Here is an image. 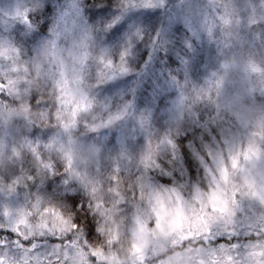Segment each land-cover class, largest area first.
I'll use <instances>...</instances> for the list:
<instances>
[{
	"label": "rangeland",
	"instance_id": "374dc122",
	"mask_svg": "<svg viewBox=\"0 0 264 264\" xmlns=\"http://www.w3.org/2000/svg\"><path fill=\"white\" fill-rule=\"evenodd\" d=\"M220 1L221 8L229 13L225 48L208 52L200 61L198 71L180 67L174 75L157 79L156 94L151 98L152 104L147 105L148 115L143 118L137 117L140 112L130 113L129 106L135 87L134 75L140 73L151 52L149 48H155L159 41L156 43L163 16L159 10H153L154 4L142 1L134 9L127 8L124 16L116 10L110 13L99 26L106 22H118L119 26L106 41H100L82 19L78 8L82 0H5L2 3L3 10L11 17L24 5H31L43 17L45 13L44 18L41 15L33 18V22H41L38 25L24 19L17 23L11 20L17 26L14 33L10 26H3L13 34L5 40L13 41L33 63V68L55 79V85L47 82L49 88L40 90V99L45 98L49 103L36 107L47 112L54 124V129L46 134L30 128L26 133L22 128L23 119L14 110L0 105V226L12 228L19 218L27 219L22 212L28 208L26 196H22L25 201L22 203L13 195L16 186L13 171L16 161L24 153L32 152L45 168L41 170L50 181V190L44 193L54 205L63 201L70 208L68 198L72 194L90 202L89 190L96 189L95 199L102 200L116 214L111 201L117 190L119 199L142 206H147L149 193L154 190L156 226L146 228L137 241L129 236L126 226L121 241L109 245L108 237L99 231L101 220L94 212L92 217H87L94 225L91 236L85 219V224L77 223L84 240L103 254L102 260L107 264H122L127 260L130 261L127 264H139L141 260L148 264L150 258L164 251L165 243L179 242L177 234L172 232L186 215V209L180 191L173 185L153 182L143 166L153 167L156 150L174 148L197 131L202 116L212 115L221 118L229 115L234 119L233 131L240 141L232 134L225 143L215 145L213 159L206 169L209 186L203 189L192 179V195L197 200H206L216 211L229 197L223 180L227 186V180L235 177L242 185L241 196L250 199L255 213L264 214V27L261 24L264 8L259 9L262 14L253 5L245 8L250 19L240 21L237 19L239 8L243 9L240 1ZM48 6L56 10L49 12ZM186 7L183 18L195 23L198 39L205 38L206 23L200 5L189 3ZM28 26L33 30H28ZM52 30L53 37H49ZM46 38H49L47 42ZM254 68L261 73L260 77L250 74ZM112 77L118 78L101 87V80ZM86 85L92 87L91 93ZM166 99L169 102L163 101ZM223 152L227 162L221 157ZM55 155L66 160L64 169L58 166ZM63 189L72 194L59 198ZM30 203L34 204L35 200ZM122 207L125 215L134 211L130 204ZM134 242L140 246L138 253H133Z\"/></svg>",
	"mask_w": 264,
	"mask_h": 264
},
{
	"label": "trees",
	"instance_id": "16d2710c",
	"mask_svg": "<svg viewBox=\"0 0 264 264\" xmlns=\"http://www.w3.org/2000/svg\"><path fill=\"white\" fill-rule=\"evenodd\" d=\"M142 1H145L146 4L147 2L154 4L153 10H159L163 19L158 29L156 43L157 40L159 41L157 46L149 48L151 52L146 57L140 73L134 75L135 87L129 108L130 113L140 112L138 118L148 115L149 107L147 105L148 103L152 104L151 98L156 94L154 90L157 79L174 75L180 67L185 70L191 67L194 72L198 71L197 67L200 61L208 55V52H220L225 48L227 42L224 39V35L226 37L225 26L228 21L227 17H229V13L221 8L220 0H82L78 8L89 30L100 41H106L110 33L118 28L119 23L106 22L102 24V27L99 26V22H104V19L108 18L110 13L115 10L120 11L124 16L127 8L134 9L141 5L140 2ZM231 1L229 0V3ZM239 1L243 7V9L239 8L237 19L240 21L249 18L245 10L252 5L259 12V9L264 8V0ZM259 1H261V6H258ZM3 2L5 0H0V92L5 93L6 98H0V105L14 110L15 114L23 119L24 127L22 128L26 133H28L27 129L30 128L35 132L41 131L42 134H46V131L54 129V124H52V119L47 112L36 107L49 103L43 95L44 99H40V90L46 91L47 87L49 88L47 82L49 85H55V79L45 77V73L41 70H35L33 63H30L23 50H20L17 45L16 47L13 41L5 40V38H11L13 34L5 30L3 26H10L14 33L17 26L11 20L16 23L20 22L21 19L33 22L35 16L41 15L44 18L45 13L43 17L42 12L39 13L31 5H24L11 17L3 10ZM189 3L198 4L203 10V18L206 23L205 38L202 36L198 39L195 23L183 18L186 17L184 10L188 8L186 6ZM54 8L47 7L49 12L56 10ZM32 24L38 25L41 22H33ZM261 24L264 27V18ZM54 26L55 24L51 25V28ZM222 29L224 31H221ZM28 30H33V27L28 26ZM35 31L37 32L38 29ZM53 34L54 31L52 30L49 37H53ZM21 38H25V36H21ZM48 39L46 38V42ZM47 47L49 49L48 45ZM256 69L254 68L252 72H249L253 77H260L258 74L261 73H257ZM55 70L53 68V72ZM261 70L263 69L261 68ZM117 78L112 77L108 81L101 80L100 85L101 87L108 86ZM85 82L87 83V80ZM185 84L182 86L185 87ZM86 88L90 92L92 87L86 85ZM33 97L36 100H33ZM155 99L157 100L156 97ZM163 101L169 102L167 99ZM233 120L229 115L223 118L213 115L202 116L201 121H198L199 126L197 125L196 132L187 136L185 141H181L174 148L163 151L156 150L153 154V167L143 166V169L147 170V174H150L149 178L153 182L173 185L176 190H179L184 209H186V215L182 216L180 223L176 225V230L172 232L173 235L177 234L179 242L175 243L177 241L172 240L165 243L164 251L159 253L157 257L150 258L148 264H264V214L255 213L250 199H244L241 196L242 185L236 178L228 179L227 186L223 180L222 184L229 197L223 206L216 208V211L211 209L206 200L205 202L202 199L197 200L192 195L190 188L192 179L197 180L203 189L209 186L206 181V169L211 164L213 149L218 142L225 143L232 134L235 140L240 141L238 134L233 131L236 129ZM139 125L142 128L144 126L141 123ZM139 125H137L138 129H140ZM35 157H37L35 153H24L22 158L16 161L13 171L16 183L13 195L22 203H25L22 196H26L28 208L25 207V212L24 210L22 212L31 225L33 227L39 226L37 214L45 209H55L57 213L61 211L70 215L74 223L85 224V220H83L85 216L92 217L93 215L91 209L87 207L90 202L79 195H73L65 188L61 190L59 198L63 197L64 194L69 195L71 193L72 195L69 197L77 198L76 208L73 209L70 201L71 207L68 209L63 201L59 202L60 205H54L49 196L44 193L45 190L48 192L50 190V181L46 179L45 172L41 170L45 168ZM54 157L58 166L64 169L67 164L66 160L61 155ZM221 157L225 158V162H227L224 152L221 153ZM63 176L64 174L60 178ZM31 200H35V203H30ZM19 204L23 209L22 204ZM4 229L8 228L0 226V257L6 259V264H21L25 256L33 264H36L37 259L47 264L49 254L56 248L57 244L62 243L50 235L29 236L21 239L14 234V230L10 234ZM79 237L84 240L80 230ZM97 253L102 260L103 254ZM85 258L86 253L81 250L77 256L73 257V260L75 264H80V261L85 260ZM126 262L129 263L130 261L127 260ZM127 263L122 261V264Z\"/></svg>",
	"mask_w": 264,
	"mask_h": 264
},
{
	"label": "snow or ice",
	"instance_id": "6c2138e0",
	"mask_svg": "<svg viewBox=\"0 0 264 264\" xmlns=\"http://www.w3.org/2000/svg\"><path fill=\"white\" fill-rule=\"evenodd\" d=\"M123 59V57H122ZM109 66L111 63L109 62ZM0 98H6L5 93L0 92ZM33 100H36L33 97ZM37 102V101H36ZM152 187V186H150ZM91 192L90 203L87 205L92 212H94L101 220V226L99 231L108 237L107 243L109 245L118 244L122 239V231L127 226L129 236L133 241L140 239L145 232L146 228L156 226L157 215L156 206L153 203L155 191L149 193L147 206L137 205L130 201L119 199L118 190L113 193L112 205L116 208V214H113L111 209L107 208L102 200L95 199L96 189L89 190ZM69 201L72 203L73 209L77 206V198L69 197ZM131 205L134 211L130 215L124 214V207ZM117 214L119 220H117ZM39 220V227H33L28 219H18L12 225V228L4 229L10 234L13 233L19 236L21 239H25L29 236H45L50 235L53 239L62 241L57 244L56 248L49 254L47 258V264H75L73 260L74 256H77L79 251L86 253L85 260L80 261V264H107L106 260H101L99 254L95 248L88 245L86 240H81L79 237L80 225L74 223L70 215H66L55 209H45L41 213L37 214ZM86 228L91 236L94 230V225L90 220H87L85 216ZM139 244L133 243V253L139 252ZM146 258V257H145ZM0 264H6V259L0 257ZM21 264H33L27 256ZM36 264H44L43 261L37 259ZM139 264H143V260L139 261Z\"/></svg>",
	"mask_w": 264,
	"mask_h": 264
}]
</instances>
